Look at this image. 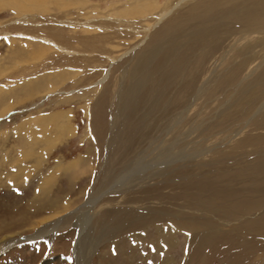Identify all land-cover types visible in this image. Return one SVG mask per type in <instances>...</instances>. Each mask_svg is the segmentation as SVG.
I'll list each match as a JSON object with an SVG mask.
<instances>
[{
    "label": "rangeland",
    "instance_id": "1",
    "mask_svg": "<svg viewBox=\"0 0 264 264\" xmlns=\"http://www.w3.org/2000/svg\"><path fill=\"white\" fill-rule=\"evenodd\" d=\"M62 1L26 16L9 3L0 11V113L12 104L0 116V239L16 233L11 247L0 244V264H79L74 217L41 234L37 225L74 213L103 186L106 167L118 170L157 136L190 156L90 207L95 248L84 264H264V0ZM44 38L61 48L33 56ZM142 73L145 85L129 94ZM31 79L60 92L29 97ZM57 110L71 111L76 134L16 185L6 172L27 139L14 128ZM84 155L43 186L58 160Z\"/></svg>",
    "mask_w": 264,
    "mask_h": 264
},
{
    "label": "bare ground",
    "instance_id": "2",
    "mask_svg": "<svg viewBox=\"0 0 264 264\" xmlns=\"http://www.w3.org/2000/svg\"><path fill=\"white\" fill-rule=\"evenodd\" d=\"M77 1H80V0H77ZM81 2H82V0H81ZM8 3L12 6L13 10H15V12L19 16H26L27 12H31L32 10L34 11L36 7L47 8L46 7L47 3H44V0H0V11L3 8H5L8 5ZM71 4H72L71 0L62 1V5H64V6H69ZM148 4H149V2H148ZM130 6H132V5H130ZM149 6H151V4ZM132 7H134V6H132ZM145 7L147 8L148 5L147 6L145 5ZM143 8H141V10H143ZM136 9H138V8H136ZM136 11H138V10H136ZM127 13H128V10H126V9L119 11L120 15H126ZM47 38L42 39V42L44 44H42V46L37 50V52L32 53L33 56H37V57L40 56L41 57L42 55H44V53H46V51H48L50 49H53V48L60 49L61 48L56 42L51 40V38L50 39H47ZM13 41H15V39H13ZM25 45L28 47L31 46V44H29V42H28V44H25ZM158 51H159V47L153 48L149 52L144 54V56H143L144 61H142V63L147 64V62H149L150 60L153 59V56H155V54L158 53ZM140 65L141 64H138V66H140ZM137 76L135 77L136 78L134 81L135 84H133L131 87L128 88L129 94L140 92L143 85H145L144 84L145 74L142 73V75L138 74ZM106 77H107V74L104 76V78H102V81L100 80L101 83L104 81V79ZM40 79L41 78H39V80L38 79L37 80L40 81ZM35 80L33 79V81H32V79H31V84L35 83L34 82ZM29 82H30V79H29ZM37 84L38 83H36V85ZM47 84H48L47 87H45V85L41 86V83L38 86H36L35 84H32L33 87L35 85V88L30 89L32 92H30V94L28 93L29 97L34 95V93H36V92H41V91L44 92V90L45 91L48 90L50 93L60 92L58 89V86L54 82H48ZM138 89H139V91H138ZM26 91L28 92V89ZM198 91L199 92L203 91L202 87H200V89ZM199 92H198V94H199ZM59 100L60 101L62 100V102H65L68 100V98H65V99L62 98ZM60 101H58L57 104L60 103ZM11 108H12V104L5 107L3 109V111L0 113V116L10 115L11 113H8V112H10ZM261 108L263 110L264 103L261 105L260 109ZM86 113H88V112H86ZM71 117H72L71 111L57 110V111L52 112L51 114H43V115L40 114L39 116H36V117L31 116L30 118H27L24 123H21L20 126L15 127L14 132L18 135H24L27 139V144L22 145V147L18 151V153H17L18 158L14 162H11L10 165L8 164L10 167L9 170L10 171H11V169H13V170H12V172H9V171L6 172L7 178L10 176L11 179H15L14 183L16 185H20V183H21L20 179L21 178L24 179L23 183H25V181L28 179V177L30 175L37 173L41 169V167L44 165V162L50 156V153H52V151L58 146V144L62 143L68 137H71V136L76 134L77 128H76V125L72 123ZM118 118H120L119 113L113 115V118L111 120V130H110L111 134H110V138L108 139V146H106L108 149L107 150L108 152H110L111 147L113 145V142L115 140H117V138H118V135H117L118 134L117 133L118 132L117 131V124L119 123ZM89 132H90V130H89ZM135 148H136V146H135ZM187 150L188 149L185 146H181L179 140H176V139L173 142H169L166 139V137H163V139H162V136L161 137L157 136L156 138L150 139V142H149V145L147 148L138 149L134 152V154L128 156L126 158L125 162L121 165V167L118 168V170H116L115 167H113L112 165L110 167H106L107 173H108V175H106V177L108 179L106 180V177H105V182L103 183V186L101 188H97L98 190L93 191L92 194H90L87 202L85 204H83V206L79 207V209L76 210L74 213L67 214V216H64V218H62V219L60 217H58L59 221H56V222L53 221V219H51L52 217H55L56 215H50L46 218L42 217L43 221L44 222L46 221L45 222L46 224L42 223V220H41L40 221L41 224L37 225L38 227H40V231H39L40 234L49 230L51 228L50 226L56 227L60 223H62V222L65 223L66 221H68V219H70L71 217L72 218L74 217V219H75L74 224L78 228V239L76 241L75 252L78 256V258H77V260L79 261L78 263L84 264L87 261V259H86L87 256H89V254L92 253L94 248H95V241L94 240L91 241L92 237L91 238L89 237V233H90V229H91V228H89L90 219L92 218L91 214H90L91 213L90 207H91V209H93L94 205L99 201V198H101V196H103V194L105 195V193L107 194V193L122 192V191H125L127 189L129 190V188H134V187L140 186L146 180L148 181L149 179H152L158 175L163 174L165 172V170L168 169V167L170 165H172L173 163L180 161V160L184 161L188 156H190V154H189V152H187ZM86 157L87 156H85V155L81 156L78 159H76L74 162L71 161L70 163H66V162H63L62 160H58L56 165L51 167L48 171V174L43 177V179H44L43 183H42L43 186H45V184H51L52 180L58 176V173L61 170L71 171L72 168H75V167L81 165V162L83 160H85ZM107 166H108V164H107ZM107 181H109V182H107ZM39 189L41 190V188H38V191H39ZM52 206H53V203H52ZM56 207H58V205ZM233 209L235 210V208H233ZM38 210L36 209V212ZM40 212H42V211H40ZM25 217H27V216H25ZM10 225H11V223H10ZM161 228L164 229L163 227H160V229ZM194 228H196V227L194 226ZM159 232H160V230H159ZM4 233L5 234H2L1 239H0V244H2V249L7 248V247H11L12 244L15 243L14 239L16 237V233H14V232H11L9 234H7V232H4ZM160 233H162V232H160ZM168 233H169V231H168ZM163 234L165 235V233H163ZM164 237H166V236H164ZM93 239H94V237H93ZM164 239H166V238H163V240ZM167 240H169V238ZM166 243H167V241H166ZM171 245L172 244H170V246ZM165 258H167V257H164V259Z\"/></svg>",
    "mask_w": 264,
    "mask_h": 264
},
{
    "label": "water",
    "instance_id": "3",
    "mask_svg": "<svg viewBox=\"0 0 264 264\" xmlns=\"http://www.w3.org/2000/svg\"><path fill=\"white\" fill-rule=\"evenodd\" d=\"M164 44V42L161 44V45H163ZM165 46V44L163 45V47Z\"/></svg>",
    "mask_w": 264,
    "mask_h": 264
}]
</instances>
